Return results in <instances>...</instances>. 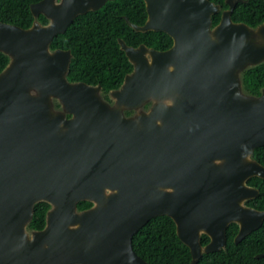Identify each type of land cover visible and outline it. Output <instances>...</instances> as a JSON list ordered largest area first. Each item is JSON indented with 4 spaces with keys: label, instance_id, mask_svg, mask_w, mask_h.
<instances>
[{
    "label": "water",
    "instance_id": "obj_1",
    "mask_svg": "<svg viewBox=\"0 0 264 264\" xmlns=\"http://www.w3.org/2000/svg\"><path fill=\"white\" fill-rule=\"evenodd\" d=\"M113 0H40L27 29L0 21V264H148L132 238L167 216L191 264L258 230L264 211L246 205L264 180V88L242 75L264 63V23L231 21L244 0H143L136 32H163L172 46L119 39L132 72L105 98L100 85L69 82V50H51L75 18ZM220 13L212 26L211 16ZM43 16L47 23L39 20ZM91 207L78 209V203ZM49 209L29 229L34 207ZM209 242L202 245L201 237ZM264 258V254L257 255Z\"/></svg>",
    "mask_w": 264,
    "mask_h": 264
},
{
    "label": "trees",
    "instance_id": "obj_2",
    "mask_svg": "<svg viewBox=\"0 0 264 264\" xmlns=\"http://www.w3.org/2000/svg\"><path fill=\"white\" fill-rule=\"evenodd\" d=\"M40 0H0V21L22 29L33 23L30 5ZM228 9L225 0H209ZM238 3L231 21L257 27L264 23V0H244ZM143 0H113L105 3L99 10L78 16L68 26L64 34L54 37L51 50H69L72 55L67 79L69 82H83L88 85H100L105 98L111 90L118 89L124 77L132 72L118 40L126 45L138 47L141 44L158 51H166L172 46V39L163 32H136L130 28L124 18L138 26L144 25L147 19ZM220 13L211 16L212 26L219 23ZM41 23L47 21L39 16ZM8 64V58L0 53V72ZM244 90L251 95H260L264 88V63L248 69L242 75ZM253 159L264 166V146L254 150ZM248 185L258 190V196L246 203L247 206L264 211V180L253 177ZM79 210L91 207L88 202L78 203ZM49 209L46 203L34 207L33 218L29 229L40 231L45 226V216ZM238 226L231 224L226 229V246L219 252L203 254L196 264H264V221L261 227L247 235L238 244L234 238ZM209 238L201 237L202 245ZM134 252L148 264H191L189 249L179 240L174 222L167 216L149 220L132 238Z\"/></svg>",
    "mask_w": 264,
    "mask_h": 264
}]
</instances>
